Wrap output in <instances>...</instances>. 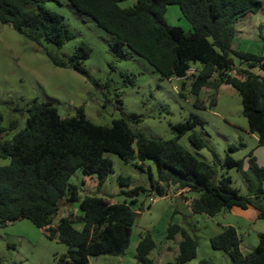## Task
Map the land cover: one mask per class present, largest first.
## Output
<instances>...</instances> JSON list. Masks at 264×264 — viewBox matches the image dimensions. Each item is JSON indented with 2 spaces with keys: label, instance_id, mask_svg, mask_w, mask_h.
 Masks as SVG:
<instances>
[{
  "label": "trees",
  "instance_id": "1",
  "mask_svg": "<svg viewBox=\"0 0 264 264\" xmlns=\"http://www.w3.org/2000/svg\"><path fill=\"white\" fill-rule=\"evenodd\" d=\"M50 0H0V20L12 24L29 39L43 40L57 46L76 37L65 24L61 12L47 7ZM125 0H69L80 12L91 16L100 27L115 36L116 50L126 55L125 48L146 59L163 77H182L194 64L190 88L196 96L195 103L205 106L200 97L204 88L212 89L210 102L216 103L218 89L223 84L232 85L242 96L243 113L249 129L264 144V75L251 69H264V53L258 54L233 48L237 22L244 16L258 12L263 0H136L133 5L121 6ZM179 5L192 29L170 24L165 17L167 7ZM91 45L82 41L72 55L70 63L86 73L83 62L91 52ZM48 54L58 66L67 61L49 50ZM233 55L245 65L240 73L235 70ZM186 82L183 81V85ZM0 112V157L9 158L0 164V225L19 219H29L45 229L49 238H57L68 245L62 254V264H87L98 255L119 256L130 245L132 227L138 212L133 207L137 197L148 188L137 185L122 189L121 194L131 200L113 202L98 195L97 191L81 194L80 184L71 180L81 169L87 175L96 174L99 186L114 171L113 161L106 151L120 155L126 162L139 160L144 167L152 160L157 178L151 172V190L159 196L169 194L170 187L197 191L191 200L194 213L214 216L234 206L255 207L264 220V166L251 154L249 180L253 194L245 195L233 185L231 175L215 181L216 166L195 156L180 143V137L191 131L202 120L191 115L174 125L177 134L169 139L155 138L132 129L125 118L113 120L112 125L90 121L84 111L76 116L63 117L51 102L33 100L27 109V120L13 138H5L7 129L2 126ZM18 126L11 123L10 129ZM191 142L198 148L206 146L205 139L195 130ZM231 146L230 150H234ZM225 163L240 167L242 159L228 153ZM151 169V168H150ZM122 185H130L128 177L121 176ZM98 186V189H99ZM62 202L77 204L79 214L61 216L56 224ZM182 235L176 261L186 263L197 256L198 242L178 223L168 226L167 237ZM214 249L229 254L232 264H264V233L256 247L242 252L236 227L228 225L210 239ZM156 242L146 231L137 245L139 264H156L150 257Z\"/></svg>",
  "mask_w": 264,
  "mask_h": 264
},
{
  "label": "rangeland",
  "instance_id": "2",
  "mask_svg": "<svg viewBox=\"0 0 264 264\" xmlns=\"http://www.w3.org/2000/svg\"><path fill=\"white\" fill-rule=\"evenodd\" d=\"M135 2L125 0L120 5L129 6ZM46 5L64 14L66 26L76 34L62 46L29 39L12 24L0 20V112L3 115L2 126L7 129L5 138H13L25 126L27 109L35 99L51 102L63 117L76 116L82 109L90 121L100 125H112L114 119L123 117L132 129L155 138L174 137L177 134L174 125L195 115L202 123L193 130L201 134L206 146L198 148L191 142L193 130L182 134L180 143L198 158L216 166L215 181L223 175H231L233 185L242 194H253L254 188L248 177L252 174L250 158L253 152L258 164L263 163L264 166V144L249 129L248 119L243 113L242 96L237 89L223 84L218 89L216 103H211L209 97L213 91L204 88L200 97L205 106L197 105L190 78L163 77L146 59L127 48L126 55H121L116 50L115 36L100 27L91 16L77 10L69 0H50ZM165 17L172 25L187 31L192 29L177 4L168 5ZM82 41L92 47L83 62L86 73L76 70L70 63ZM263 44L264 3L258 12L237 22L234 48L258 53ZM49 50L63 57L67 65H56L48 54ZM233 57L235 70L232 73L238 75L245 65L241 64L239 57ZM192 67L197 68L198 65ZM13 121H17L18 126L10 129ZM231 146L235 149L230 150ZM228 153L242 159L243 164L240 167L227 165L225 158ZM104 155L113 161L114 171L99 186L98 195L113 199L123 196L122 189L137 185L148 188V192L142 193L133 203L138 215L126 250L129 259L135 258L138 241L149 231L156 242L150 252L156 264H180L176 261L179 251L168 250L169 245L179 248L178 241L182 239L181 234L174 239L167 237L171 223L182 225L198 242L197 256L183 264H232L229 254L214 249L210 242L225 226L236 227L240 247L245 254L256 247L264 233L262 223L234 211L225 210L214 216L194 213L172 192L159 196L157 191L151 190V172L154 179L157 178L156 165L152 160H146L141 167L136 164L139 162L137 159L126 162L112 151H106ZM9 161V158L0 157L1 165ZM85 176L88 175L78 169L71 180L80 184ZM121 176L130 178V185H122ZM198 195L197 191L189 192V196ZM151 197L156 200L152 202ZM75 205L62 202L54 224L61 216H77L79 212L74 210ZM67 250L66 243L49 238L45 229L37 227L29 219L0 225V264H62L60 258ZM88 264H120V259L119 256L104 254L91 257Z\"/></svg>",
  "mask_w": 264,
  "mask_h": 264
},
{
  "label": "crops",
  "instance_id": "3",
  "mask_svg": "<svg viewBox=\"0 0 264 264\" xmlns=\"http://www.w3.org/2000/svg\"><path fill=\"white\" fill-rule=\"evenodd\" d=\"M233 48H234V41H233ZM261 48L262 49L260 50V52H258V54H263L264 53V44L262 45ZM251 52H253V51H251ZM254 53H256V52H254ZM251 70L253 72L257 73V74L264 75V69L262 67H260V66H256V67L252 68ZM260 164L262 165L263 163H260ZM98 186H99V181H98V177L97 176H93V175L85 176L83 178V181L80 183L81 194L84 195V194L94 193V192L98 191ZM170 192H172L173 196L176 199H182V201H184L185 204L188 206V209L190 211H192V209H191V200L194 197H196V196H189L190 190L184 189V188H177L176 186H171L169 193ZM141 195L142 194H140L137 197V201H138V199H139V197ZM123 196L122 197H118V198L116 197V198H113L111 200L113 202H123V201L129 200V197H127L125 195H123ZM133 207H134V205H133ZM74 210L79 212L78 206L75 205L74 206ZM230 210L236 212L237 214H239L241 216L247 217L250 220L262 223V226L264 227V222H262L264 220L259 218V216H258L259 211L255 207L249 206L247 208H242L240 206H234ZM180 240L178 241V244L180 243ZM138 243H139V241H138ZM138 243H137V245H138ZM168 250L173 251V252H177V251H179V248L178 247H174L172 245H169L168 246ZM127 253L128 252H125L124 254L119 255L120 264H137V246H136V253H135V258L134 259H132V258L129 259Z\"/></svg>",
  "mask_w": 264,
  "mask_h": 264
},
{
  "label": "built area",
  "instance_id": "4",
  "mask_svg": "<svg viewBox=\"0 0 264 264\" xmlns=\"http://www.w3.org/2000/svg\"><path fill=\"white\" fill-rule=\"evenodd\" d=\"M196 71H197V68H193V67H191V68L189 69L187 75L182 76V77H177V78H178V79H187L188 76H190L192 73H194V72H196ZM150 200H151L152 202H154V201L156 200V198H155V197H151Z\"/></svg>",
  "mask_w": 264,
  "mask_h": 264
}]
</instances>
